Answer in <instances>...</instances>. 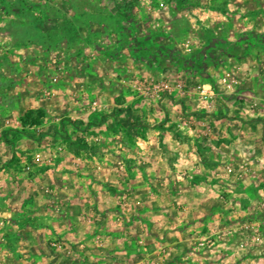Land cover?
I'll use <instances>...</instances> for the list:
<instances>
[{"label": "rangeland", "instance_id": "374dc122", "mask_svg": "<svg viewBox=\"0 0 264 264\" xmlns=\"http://www.w3.org/2000/svg\"><path fill=\"white\" fill-rule=\"evenodd\" d=\"M0 191V264H264V0H0Z\"/></svg>", "mask_w": 264, "mask_h": 264}, {"label": "crops", "instance_id": "0c3cea01", "mask_svg": "<svg viewBox=\"0 0 264 264\" xmlns=\"http://www.w3.org/2000/svg\"><path fill=\"white\" fill-rule=\"evenodd\" d=\"M6 168L8 169V170H6L7 171V176H9V177L11 176V177L15 178V175H17L16 176L17 180H18V178H20V170H19L18 167H16V166L14 167V164L8 163ZM35 180H38V176L35 178ZM6 195H8L7 191H5V192H1L0 191V197L1 196H6ZM0 205H1L0 206V216H6V214H8L9 212H7V209H4L3 204H0Z\"/></svg>", "mask_w": 264, "mask_h": 264}, {"label": "built area", "instance_id": "2783aa9c", "mask_svg": "<svg viewBox=\"0 0 264 264\" xmlns=\"http://www.w3.org/2000/svg\"><path fill=\"white\" fill-rule=\"evenodd\" d=\"M198 89L200 90L201 97L204 100H208L209 99V96H210V94H209V88H206V86L203 85V86H200ZM82 95H85V94H82ZM87 96L88 95L86 94V97ZM92 110H93V112H96L98 110V108L96 106H94L92 108ZM30 168H31L30 166H26V169L27 170H30Z\"/></svg>", "mask_w": 264, "mask_h": 264}]
</instances>
